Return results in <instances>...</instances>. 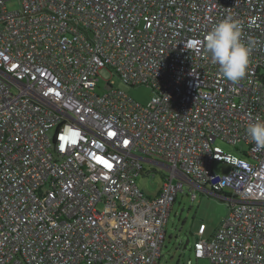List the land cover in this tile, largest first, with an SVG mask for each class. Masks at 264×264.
I'll return each mask as SVG.
<instances>
[{
    "label": "built area",
    "instance_id": "2783aa9c",
    "mask_svg": "<svg viewBox=\"0 0 264 264\" xmlns=\"http://www.w3.org/2000/svg\"><path fill=\"white\" fill-rule=\"evenodd\" d=\"M12 1L0 0V264H158L183 182L228 207L209 237L198 227L194 258L264 264V149L246 132L264 122V0ZM229 15L253 49L238 82L204 45ZM101 69L151 100L97 93ZM217 140L244 142L249 159ZM144 162L167 169L154 195L136 183Z\"/></svg>",
    "mask_w": 264,
    "mask_h": 264
},
{
    "label": "rangeland",
    "instance_id": "374dc122",
    "mask_svg": "<svg viewBox=\"0 0 264 264\" xmlns=\"http://www.w3.org/2000/svg\"><path fill=\"white\" fill-rule=\"evenodd\" d=\"M8 7L15 9L19 7V4L13 0L8 4ZM98 74L96 92L99 94L106 90V83H109L113 88L123 91L142 105H146L153 96V90L150 86L126 85L108 69H101ZM48 134L51 137L53 131H49ZM216 144L226 152L249 159L242 154V151L248 150V146L244 142L233 145L217 140ZM143 167L144 172L136 178V183L142 190L150 194L154 193L162 182V175L167 173V169L147 162H144ZM213 170L219 173H227L229 166L221 162H214ZM193 193H195V199L191 201L190 196ZM227 212L228 207L223 199L208 194L190 183L183 182L182 191L177 194L171 206V216L165 228L166 234L158 264H189V262L190 264H211L208 257L194 258L192 250L195 241L194 234L197 228L204 224V232L209 235L212 230L218 227ZM187 239L188 243L183 248Z\"/></svg>",
    "mask_w": 264,
    "mask_h": 264
},
{
    "label": "clouds",
    "instance_id": "9594fccd",
    "mask_svg": "<svg viewBox=\"0 0 264 264\" xmlns=\"http://www.w3.org/2000/svg\"><path fill=\"white\" fill-rule=\"evenodd\" d=\"M242 32V23L229 15L216 24L204 39L211 63L218 64L222 76L231 82L243 79L250 64L252 42H245ZM246 132L257 149H264V122L251 123Z\"/></svg>",
    "mask_w": 264,
    "mask_h": 264
},
{
    "label": "crops",
    "instance_id": "0c3cea01",
    "mask_svg": "<svg viewBox=\"0 0 264 264\" xmlns=\"http://www.w3.org/2000/svg\"><path fill=\"white\" fill-rule=\"evenodd\" d=\"M160 166H162V167H164L165 168V165H160ZM163 176V175H162ZM160 186V185H159ZM159 186H158V188L156 189V191L154 192V193H148V192H146V191H144L145 193H148V194H150V195H154V194H156L157 192H158V189H159ZM170 212H171V210H170ZM170 212H169V215H168V219H167V221H166V225H167V222H168V220H169V217L171 216V214H170ZM166 225H165V228H166ZM198 229V228H197ZM216 229V228H215ZM215 229L214 230H212L210 233H209V235H206L205 234V232H204V236H207V237H209L211 234H213V232L215 231ZM205 230V229H204ZM165 231H166V229H165ZM194 236H195V238H196V236H197V230H196V232H195V234H194Z\"/></svg>",
    "mask_w": 264,
    "mask_h": 264
},
{
    "label": "water",
    "instance_id": "95a60500",
    "mask_svg": "<svg viewBox=\"0 0 264 264\" xmlns=\"http://www.w3.org/2000/svg\"><path fill=\"white\" fill-rule=\"evenodd\" d=\"M187 243H188V239L184 242V244H183V248L186 247Z\"/></svg>",
    "mask_w": 264,
    "mask_h": 264
}]
</instances>
